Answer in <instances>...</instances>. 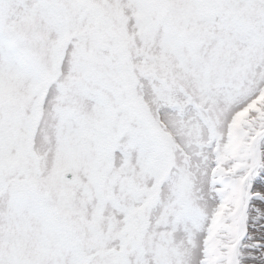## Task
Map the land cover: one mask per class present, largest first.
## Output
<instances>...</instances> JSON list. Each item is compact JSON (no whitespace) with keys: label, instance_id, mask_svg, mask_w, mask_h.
Segmentation results:
<instances>
[{"label":"snow or ice","instance_id":"6c2138e0","mask_svg":"<svg viewBox=\"0 0 264 264\" xmlns=\"http://www.w3.org/2000/svg\"><path fill=\"white\" fill-rule=\"evenodd\" d=\"M0 264H264V0H0Z\"/></svg>","mask_w":264,"mask_h":264}]
</instances>
